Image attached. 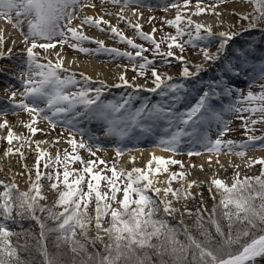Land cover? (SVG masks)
I'll list each match as a JSON object with an SVG mask.
<instances>
[{
    "label": "snow or ice",
    "instance_id": "snow-or-ice-1",
    "mask_svg": "<svg viewBox=\"0 0 264 264\" xmlns=\"http://www.w3.org/2000/svg\"><path fill=\"white\" fill-rule=\"evenodd\" d=\"M140 2L100 0L102 7L108 3L121 7L116 13L93 16L83 13L85 8H96L93 0H0V21L11 25L19 33L26 54V59L22 61L25 67L18 76L20 89H6L10 93L8 100L12 109L29 114L30 120L23 126L32 135L43 131L36 127L39 120L48 122L53 129L58 121L63 123L68 130L65 142L71 147V152L64 150L63 157L59 150L52 157L47 149L41 147L47 141H31L28 137L17 136L8 127L7 120L0 123V129L8 127L6 140L10 147L5 151V157L19 153L21 160L24 159L20 148L11 146L14 140L21 139L28 144L35 143L37 153L33 166L34 179L32 169L24 165L29 178L27 190L21 191L14 178H10L9 182L0 180V264H29L23 254L29 253L27 241L32 234L23 229L18 232L11 227L25 219L39 225V235L35 239L42 264H59L58 259L48 252V234H55V247L68 246L73 253L72 264H76L77 256L81 257L80 264H153L151 255L145 250H151L158 257L157 264H169V261L171 264H258V261L264 260V158H246L244 166L251 168L259 164L260 173L241 177L237 171L231 185L215 174L211 177L208 191L214 200L217 195L220 199L214 204L207 220L204 217L207 209H196L195 225L201 237L198 239L183 220L179 222L180 226L174 227L165 218L174 217L177 213L193 215L186 207L182 211L175 206L182 200H194L200 195L203 203L202 194L192 192L193 187H199V183L187 180L190 173L183 170L181 161L152 154L143 168L126 170L115 163L108 166L99 157L85 161L79 155V150L83 149L91 157L96 156L91 146L96 137L88 135L87 140L83 139L85 129L81 126L93 122H102L105 137H115L118 141L155 136L156 146L173 154L180 152L181 145L187 143V155L199 156L202 154L196 150L199 146L208 153L216 154L217 164L220 163V154L245 158L250 147L264 148V135L252 134L255 125L264 123V84L259 85L261 91L253 93L249 90L246 95L241 94L235 104L225 105L222 111H217L211 104L212 100L221 96L230 97L236 91L227 82L224 73L238 77L252 68L248 78L264 80V59L253 63L247 53L239 50L234 54L239 57L235 63L225 59L218 79L196 80L201 72L208 70L205 64L216 63L226 57L230 42L241 31L259 28L260 22L264 21V0H245V3L251 4V11L232 13L239 16L237 23L248 21L246 27L241 25L240 31H233V26L213 31L211 24L192 19V16L207 13L217 18L218 27L224 28L226 22L217 9L227 0H213L211 4L196 0L194 5L192 0H176L163 9L166 12L175 9L174 18L164 21L175 30L174 34H164L159 40L155 37L157 29L147 33L142 30L139 23L142 13L138 9H132L136 22L125 14L131 5H139ZM190 6L194 10L189 11ZM105 15L114 16L117 24L105 19ZM74 21L79 23L74 24ZM121 22L134 29L135 36L152 47H144L126 36L117 26ZM84 26L107 31L117 43L126 44L134 51L107 47L103 40L86 35ZM4 31L0 28V58L13 52L11 47L5 52ZM86 42L97 47H84ZM12 43L15 44V40ZM164 43H167V51L162 50ZM213 43L215 51L211 50ZM57 45L61 51H55ZM65 45L81 53H106L113 58H126L136 76L129 80L122 72L118 82L111 85L99 77L94 80L84 72H80L77 79V74L65 67L62 54ZM186 47L198 49L203 62L193 65L186 60ZM38 49L43 50V54ZM174 49H178L179 54ZM149 52L151 59L145 55ZM53 55L55 60L50 59ZM157 58L169 66L172 62L169 58L179 61L182 64V81L192 80L194 83L189 86L184 82H173L172 75L153 66ZM124 67L127 70V66ZM149 69L152 87L137 84V77L145 76ZM109 87L133 91L122 94L118 99H103ZM140 90L157 94L159 100L151 102L147 97L137 96L136 92ZM193 97H196L195 102L190 103ZM185 102H189L188 106L180 108L179 105ZM223 112L240 114L238 118L243 121L241 127L245 140L223 139L230 131L231 123L223 119ZM243 113L249 115L245 117ZM257 114L258 117L253 119ZM213 121L218 126V134L215 139H210L205 126ZM73 130L82 137L79 141ZM52 143H59V139ZM115 154L117 158L121 157L124 149L117 147ZM42 160L47 170L44 172L40 171ZM134 161L135 157H131L129 163ZM208 161L212 163L211 155ZM75 163L81 167L73 168L71 165ZM177 164L181 171L170 172L168 166ZM99 165H104V168H99ZM234 167L239 169L240 165ZM200 168L203 170V165ZM109 172L111 175L106 174ZM164 173H167V178L159 179ZM42 179L50 182L49 186L55 194L51 205L41 203L47 199ZM176 181L180 182V187L173 188L172 184ZM217 209H220V219L225 226L217 219ZM37 212L44 214V219ZM46 220L52 221L53 226H48ZM206 223L214 228V233L205 227ZM93 230L95 234L89 236ZM181 235L184 240L179 238ZM21 237L26 241L23 244L19 242ZM98 243L102 251H87L89 245L95 250Z\"/></svg>",
    "mask_w": 264,
    "mask_h": 264
},
{
    "label": "rangeland",
    "instance_id": "rangeland-1",
    "mask_svg": "<svg viewBox=\"0 0 264 264\" xmlns=\"http://www.w3.org/2000/svg\"><path fill=\"white\" fill-rule=\"evenodd\" d=\"M176 2V0H141L139 5L133 4L130 6V8L132 9H138V11L140 13H142V16L139 19V23L142 25V30L145 32L148 28H155L157 29L156 34L158 36V38H160L161 36H163L164 34H174V29L167 26L164 21L167 20L166 16L162 13L163 12V8L165 6H167L170 3ZM182 2V0H181ZM204 2V1H203ZM213 2V1H212ZM212 2H204L205 4H211ZM233 2L232 8H230L229 3ZM93 3L96 4V8H89L90 11H93V13H91L90 15L95 16V11H105L106 6H111L112 8H114V10H118V8L121 5H112L110 3L104 5L103 7L100 4V0H93ZM195 2L192 1V4H194ZM220 12L222 13V15L224 16V20L227 21V16H225V14H229L230 15V19L227 21V23L225 24L224 28H219L218 30H214L213 31H219V30H226V28L228 26H233L232 30L233 31H240V23L243 21H239V23H237V21L239 20V16L237 15H233L232 13H246L249 12L250 9V5L248 3H245L242 0H227V2L223 5L220 6ZM194 10L191 6L189 8V11ZM85 14V13H84ZM206 14V13H205ZM152 17L153 19L149 20V18ZM174 18V17H173ZM172 19V18H170ZM117 24V21L114 23V25ZM122 31H124L125 35L133 38L135 40L136 43L138 44H142L144 45V47H148L151 48L152 46L150 44H148L146 41L141 40L139 37L135 36V30L133 29V33L130 32V29L128 27V25L124 22H121L117 25ZM88 31H96L98 33H102L107 35L106 33H109L107 31L105 32H101L98 29L94 28V27H88V26H84ZM102 27H107V26H102ZM110 34V33H109ZM115 43L114 46H110L105 44L107 47H117L121 50H130V51H134L132 49H129L128 46L126 44L123 43H117L116 40L112 39ZM59 46V45H57ZM84 47H88L91 49H94L97 47L96 44L94 43H90V42H86L84 45ZM162 50L167 51L166 46H164V44H162ZM64 49L72 54L78 55V56H85L88 57L90 59H94L96 61H98L99 64H108V65H116V64H121L123 66H127V70L126 72H124V74L126 75V77L131 80L134 76H136L134 73L131 72V64L130 62L126 59V58H113L112 56L106 54V53H97V54H92V53H81L79 51L73 50L71 48H69L67 45L64 46ZM191 49V50H190ZM212 51H215V43H213L212 47H211ZM40 51L43 54V50H37ZM50 52L53 50H49ZM174 51H176L177 54H179V50L178 49H174ZM145 55H148L149 58L151 59V53H145ZM184 56L186 58V60L190 61L191 64H198V63H202V55L199 53L198 49H193L191 47L186 48ZM172 62L171 65H165L164 63H162V61L157 58L155 60V67L161 71V72H166L168 69H173L174 72L169 74L172 75L174 77L173 82L179 83V82H184L186 83V81H182L181 77H180V72L182 70V64L179 61L174 60L173 58H169ZM3 63L6 65H15L14 63L19 62V59H17V56H8L6 55L4 57ZM139 62V58L138 61ZM214 63L209 62L208 64H205V67L208 69L207 71L201 72L200 75L196 78L197 81L199 80H203V81H207L204 80L205 78L210 77L209 75L211 74V72H214V66H212ZM5 65V66H6ZM16 66V65H15ZM14 66V67H15ZM22 68L25 67V65L22 64ZM191 66V65H190ZM125 68V67H124ZM216 68V67H215ZM6 69V68H5ZM14 70V69H12ZM7 71V70H6ZM4 72L1 73L3 75V80L2 82H4L5 87L6 86H13V88L15 89H20V82L19 79H13V78H9L7 74L8 72ZM70 72H74L77 74V70H71ZM225 76H229L228 73H224ZM6 76L8 77L9 81ZM78 76V74H77ZM232 77V79L235 78V76H229ZM146 80L147 83L149 85H146V87H152L151 84V76H150V71L148 74H146L143 77H139L137 78L136 82H138V84L143 85L139 82ZM188 81V80H187ZM118 82V76L115 77L114 81L112 83H117ZM192 83H194V81H192L190 83V85H192ZM111 85V84H110ZM207 86V85H205ZM133 91L132 89H128V88H112L109 87L105 90L104 92V96L102 97L103 99H118L122 94L128 93ZM143 90H140L138 92H136L137 96L140 97H145L146 95L148 96V99L152 100V99H158L159 100V96L157 94L154 93H149ZM19 99V97H17ZM7 102V101H6ZM140 101H135L134 103H137ZM43 106V105H41ZM228 113V112H227ZM6 116L8 117L10 123L20 127V136L21 137H28L30 140L32 138H36V137H41V136H46L48 137V139L50 140V144L47 147V150L49 151V153L52 155V157H55L57 154V151L59 150L61 157H63V153L64 150L67 149L68 152H71V147L65 142L67 137H68V130H67V126L64 125L61 122H57L56 127L53 129L52 127L49 126L48 122L44 121V120H39L38 124L36 125V127L42 129L43 131H38L35 135H32L29 133L28 129L25 128L23 126L24 123L29 122L30 120V116L29 114L23 112L22 110L16 109L13 110L11 104H5L4 107L0 108V116ZM243 116H247L244 113L242 114ZM235 116V114H232V117ZM238 120H241L240 118ZM3 122V121H2ZM1 122V123H2ZM236 123H239V125L241 126L243 121H237ZM84 129H85V136L83 137V139L87 140L88 135H93L96 137V139L94 141L91 142V146H92V150L94 152H96V156L95 157H91L89 155V153L83 149L79 150V155L81 157H83V159L86 161L88 159H93L95 160L97 157H99L100 159H103L104 161L107 162L108 166H111L113 163L118 165V162L120 161V157L117 158L116 154H115V149L117 147L124 149V151L127 148H135V147H144V146H148L149 144H153L156 145L155 143H145L144 139H148L147 137H142V136H138L135 139H125L123 141H118L116 140L115 137H105L104 133H103V123L102 122H93L90 124H83L81 125ZM6 129L3 128V130ZM242 129L240 128H236L232 133H230L231 137L228 139L240 142L243 140V138H246L244 135V131H240ZM256 132H259L258 130H255L252 134H256ZM63 134V135H61ZM73 134L76 136V139L79 141L82 137L78 134L75 133V130H73ZM217 136H215L216 138ZM59 139V143H52L53 141H56ZM227 138L225 140H228ZM17 144V146L15 148H20V150L23 149H28L27 144L25 143L23 139L19 140V141H13V144ZM9 144L7 143L6 140V136L5 137H0V152L6 148V146H8ZM21 145H23V147H21ZM15 146V145H14ZM14 148V149H15ZM99 149V150H97ZM258 151V154L256 155L255 158H260V157H264V148H254V147H250L247 151ZM51 151H54L55 153H51ZM202 151H206V150H201ZM36 151L35 149L33 150H28L26 152V154L24 155V159L21 160L20 158V154L16 153L13 155H10V157H12V161H13V165L12 166V172H13V178L15 179V182L18 184L19 188L21 191H25L28 188V173L24 167V165H27L28 169H32V178H35V169H34V164H35V159H36ZM141 158V156L139 157V159ZM173 159L179 160L183 163L184 165V171L189 173V169H192L193 167H191V165H195L196 164V156H191L189 157L187 155V153H176L173 154ZM43 163L44 161H41L40 164V171L44 172L47 171L44 169L43 167ZM9 165V163H7ZM217 165V164H216ZM73 168L79 169L81 167V165L79 163H75L71 165ZM10 167V165H9ZM169 171L170 172H176L177 170H181L180 165H169ZM99 168H104V165H99ZM207 168H209L211 170L210 175H209V179H208V184H204L201 183V181L199 180H195L199 183V187H193L192 192L193 193H201L202 194V199H203V203H201V196L197 195L196 198L194 199V204L198 203V205H200V207L203 208H210L212 206V204L214 203V199L212 198V195L209 193L208 188L210 186V179L211 177L215 174L218 178L224 180L227 184H231L232 183V178L234 176V174L239 171L241 177L243 176H253V175H257L258 174V169L257 166L254 165L251 168L248 167H243L241 169H237L236 167H234V165L230 168H227L223 171V173L221 175L217 174L213 169V165L208 164ZM206 167H203V170H205ZM62 171V169H61ZM21 173H23L21 175ZM107 175H111V173H106ZM162 175H165V179L167 178V173H164ZM189 176V175H188ZM187 176V180H189V177ZM42 184L44 185L43 188V193L44 195L47 197V199L45 201H43V204L47 203L48 201H51L52 198L54 197V193L50 190V182L47 179H42ZM178 185V182H173L172 186L175 187ZM2 190V189H0ZM106 190V189H105ZM191 202V203H192ZM176 207H179L182 210V204L179 202L177 204H175ZM188 207H190L191 205L188 204ZM91 211V209H90ZM175 219L179 220L180 218V213H177L174 216ZM30 230L32 231H38V225L34 222L31 224V226L29 227ZM38 229V230H36ZM93 232V231H92ZM106 239V238H105Z\"/></svg>",
    "mask_w": 264,
    "mask_h": 264
},
{
    "label": "bare ground",
    "instance_id": "bare-ground-1",
    "mask_svg": "<svg viewBox=\"0 0 264 264\" xmlns=\"http://www.w3.org/2000/svg\"><path fill=\"white\" fill-rule=\"evenodd\" d=\"M195 4V3H194ZM192 4V5H194ZM233 2L229 3L230 8H232ZM121 7V6H120ZM119 7V8H120ZM166 7V6H165ZM164 7V8H165ZM118 8V10H119ZM163 8V9H164ZM106 10L103 11H95V15H104L105 12H111V13H116L118 10H114V8H112L111 6H106L105 8ZM220 7L217 9V11L220 12ZM83 13L90 15L91 13H93V11H90L89 8H85L83 9ZM165 16L166 19H170L173 18L175 16V9H169L167 12L163 10L162 12ZM94 14V13H93ZM129 18H131L133 20V22H136V17L132 15V8H129L126 10L125 13ZM225 16H227V21L230 19V15L229 14H225ZM105 19H109L110 22L112 24H114L116 22V19L114 18V16H107L105 15ZM192 19L196 22H202V23H206V24H211L213 26L214 30H218L220 27L217 26L216 24V20L217 18L213 15H209V14H203L200 16H192ZM222 19H224V16L222 15ZM227 21L225 20V22L227 23ZM79 23V21H74V24ZM225 23V24H226ZM0 28H4V36H5V52L7 50V48L11 47L13 49V52L10 56H17V59H19V62L14 63L15 65H6L3 63L4 58H0V108L4 107L5 104H10L9 100H8V95H10L9 92H6V89L11 88V90L13 91H17L18 89L13 88V86H6L4 85V82H2L3 80V75L1 73H3L2 71H6L8 72L7 74L9 78H13V79H18L19 76V72L22 70V61H24L26 59V54L23 52V48L24 45L21 43V37L19 35L18 32H16L14 29H12L11 25H7L4 21H0ZM130 32L133 33V29L129 28ZM152 28H148L145 32H151ZM84 32L86 35L93 37L95 39H99V40H103L105 44L110 45V46H114V41L112 40V37L109 33L102 34V33H98L96 31H88L85 27H84ZM155 37L159 40L157 34L155 33ZM15 40V44L12 43V41ZM55 51H61L60 47L57 46V49ZM62 54L65 57V67L69 68V71L71 70H77V79H79V73L80 72H84L87 75L93 77V79H97V77H99V79H103L104 81H106V83L108 85L113 84L112 82L114 81L116 76H119V74H121L122 72H126V69L124 68L123 65L121 64H116V65H108V64H99L98 61L94 60V59H90L88 57L85 56H78L75 54H70L68 53L64 48L62 50ZM50 59L55 60V56H50ZM6 65V66H5ZM117 65H120L121 67H117ZM15 66V67H14ZM6 68V69H5ZM14 69V70H12ZM167 73L171 74L174 72L173 69H168L166 71ZM8 77L6 76V78L8 79ZM9 80V79H8ZM11 81V80H9ZM138 84V82H136ZM143 85H149L147 83L146 80L139 82ZM18 99V98H17ZM7 101V102H6ZM4 120H7L8 122V127H11L14 134L17 136H20V127L10 123L8 117L6 116H0V123ZM8 127H6V129H0V137H7V133H8ZM31 141H47V143H44L41 145L42 148L47 149V147L50 144V140L48 139V137L46 136H41V137H36V138H32ZM15 145V146H14ZM13 148H15L17 146V144H12L11 145ZM28 149H23L21 150V152H23V154L25 155L26 152L28 150H33L36 148L35 143H31V144H27ZM10 147V145L6 146V148H4L1 152H0V169H2V171H0V180H4L5 182H9L10 178H13V172H12V166L14 163L11 160L12 157H5L4 153L7 150V148ZM129 149H131V151H129ZM51 153H55L54 151H51ZM202 154L199 156H196V164L195 167H193L192 169H189V173L190 175L189 180H199L204 184H208V177L210 175L211 170L209 168H207L209 161H208V157L211 155L212 156V163L211 165H213V169L217 174L221 175L223 173V171L227 168L232 167L233 165H240L239 169L245 167L244 166V161L246 158L251 157V158H255L256 155L258 154V151H249L246 153L245 158H241L235 155H224V154H220L219 155V161L220 163L217 164L215 161L217 159L216 154L214 153H208L207 151H202ZM152 154H155L156 156H161L164 158H172L173 157V153L171 152H166V151H162L160 147L156 146V145H151V146H144V147H135V148H127L124 151V154L120 157V161L118 162V167L119 168H123L126 170H130L132 167H140L143 168L147 162L151 159ZM52 156V155H51ZM141 156V158L139 159V157ZM131 157H135V161L134 163H129V160ZM9 163V165L7 164ZM217 164V165H216ZM203 165V167L206 169L205 170H201L200 166ZM221 165H223V167H221ZM159 179L164 180L165 179V175H160ZM163 186V185H161Z\"/></svg>",
    "mask_w": 264,
    "mask_h": 264
},
{
    "label": "trees",
    "instance_id": "trees-1",
    "mask_svg": "<svg viewBox=\"0 0 264 264\" xmlns=\"http://www.w3.org/2000/svg\"><path fill=\"white\" fill-rule=\"evenodd\" d=\"M192 1H195V0H192ZM203 1L204 2H212L213 0H203ZM242 1L245 2V0H242ZM248 4L250 5V9H249V12H250L252 6L250 3H248ZM247 23H248V21L241 22L240 28H241V25L246 27ZM261 29H264V21L260 22L259 28H257V29H253L250 31H241L240 35L235 37L234 40L232 42H230L228 49H227L226 57H222L220 61H217L216 63H214L212 65V66H214L213 68L215 69L214 72H211V74L209 75L210 77L205 78L204 80L207 79V81H208V80L218 79L219 78L218 72H220L222 70L223 64L225 63V59H230L233 61V63H235L236 59H238L239 57H236L234 54L239 50H243V53H247L248 59L253 63H258L259 61L264 59V31H261ZM164 46H166V48H167V43H164ZM186 48H188V47H186ZM155 65L156 64H154L153 66H155ZM149 71H150V69L148 70V72L146 74H148ZM252 71H253L252 68H248L240 76H238V77L235 76L234 79H232V77L225 76V77H227V82L234 89H236V91H233V94L230 97L221 96L220 98L214 99L211 101V104L213 105V107L217 111H222L225 105L235 104L237 97L240 96L241 94L246 95L249 90H251L253 93H257V92L261 91L259 85L264 84V80H261L259 78L249 79L248 78V72H252ZM131 72L136 75V73L133 72L132 70H131ZM191 82H192V80H188V81H186V84L191 86L190 85ZM204 87L206 88L207 86H204ZM202 90L203 89H200V91H202ZM195 98L196 97L191 98L190 103H194ZM188 103L189 102H185V103L179 105V107L184 108V107L188 106ZM232 114H235V116L232 117ZM244 114L247 116L249 115L248 113H244ZM239 115L240 114L223 112V119L227 120V121H231V123L229 124L230 131L223 137V139L230 138L231 137L230 133H232L237 127L243 130V128L239 125V123H236L237 121H242V120H238ZM258 115L259 114H257L256 116H253L252 118L255 119L258 117ZM254 129L259 131V132H256V134H254V135H264V123H258L257 125L254 126ZM205 130L207 131L210 139H215V136H217V134H218V126H217L216 122H214V121L211 122L210 125L205 126ZM242 130H240V131H242ZM144 137H147L148 141L150 143L156 144L157 137H155V136H144ZM245 139L246 138H243V140H245ZM188 149H189V145L187 143H184L181 145V150L178 153H187ZM196 150L201 151V150H203V148H200L199 146H197ZM260 158H264V157H260ZM256 166H257L258 174H259L260 169H261V165L256 164ZM59 170H61V169H59ZM179 171H181V170L179 169L176 172H179ZM253 176H255V175H253ZM177 182H178V185L175 187L172 186L173 188L180 187V182L179 181H177ZM229 185H231V184H229ZM85 188H86V185H85ZM50 190H51V188H50ZM213 191H215V190H213ZM54 198H55V194H54V197L52 198V200L48 201L45 204L51 205ZM219 199H220V197L217 195L215 197L214 203L212 204V206L210 208L200 207V205H198V203L194 204V202H192L194 200H190V201H183L182 200V201H180V203L182 204V211L186 207L188 210H190L193 213V215L187 216V215H181L180 214L179 220L175 219L174 217H165V218L168 220L169 224L174 226V227L180 226L179 222L181 220H183L184 225H187V227L191 231L192 235L196 236L199 239L201 237L199 236V231L197 230L196 225H195L196 209L197 208L207 209V212L204 213L205 220H207L208 214L211 212L214 204H216L219 201ZM41 203L43 204V201H41ZM188 204H190L191 206L188 207L187 206ZM57 210H59V209H57ZM37 215L41 216V218L44 219V214L37 212ZM160 215H163V213H160ZM217 219H220V209H217ZM34 222L35 221L25 219V220L20 221L19 225H11V227L15 231L19 232L23 229V230H26L27 232L32 234V238H30L27 241V243L30 245L29 253H25L23 255H25V257L29 260V264H42V257L39 255V252H38V249L36 246V239H35V237H37L39 235L40 229L38 231H32L29 229L31 224ZM45 223L48 226H53V222L50 220H46ZM220 223L222 226H225V222L222 219H220ZM205 227H208L214 233V228H212L210 224L206 223ZM38 228H39V225H38ZM226 230L227 229L225 227V231ZM94 234H95L94 230H93V232L92 231L89 232V236H93ZM179 238L181 240H184L183 235H181ZM13 239L15 240L16 238H13ZM19 242L23 244L26 241L24 240L23 237H21ZM153 242L155 243V241H153ZM46 243H47V248H48L49 254L52 256H55L58 259L59 264H72L73 253H71L68 246L62 245L60 248L55 247V234H48ZM87 251L88 252L102 251V247L98 243L95 246V250H94L93 247L91 245H89L87 248ZM145 251H148L149 254L151 255L153 264H157L158 257H156L154 254H152L151 250H145ZM141 255H142V253H141ZM165 259H168V258L165 257ZM75 260H76V264H80L81 257L77 256V257H75ZM169 264H171V261H169ZM258 264H264V260L258 261Z\"/></svg>",
    "mask_w": 264,
    "mask_h": 264
}]
</instances>
